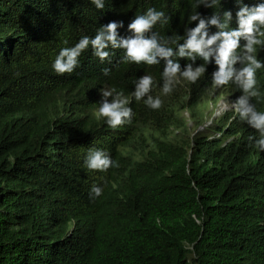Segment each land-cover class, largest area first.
<instances>
[{"label":"trees","instance_id":"obj_1","mask_svg":"<svg viewBox=\"0 0 264 264\" xmlns=\"http://www.w3.org/2000/svg\"><path fill=\"white\" fill-rule=\"evenodd\" d=\"M197 3L104 0L97 9L91 0H0V264H264V152L248 140L258 133L231 111L214 120L220 138L191 137L182 117L187 110L199 125L210 102L241 95L234 84L212 86L214 58L196 84L182 80L168 95L165 61L125 64L123 49H109L102 62L89 47L71 74L52 67L62 48L94 38L110 22L122 21L120 36H130L128 25L149 8L168 18L146 34L163 44L160 37H185L186 28L197 27L199 20L189 21L196 12L205 21L219 12L221 23L231 12L229 27L237 28L240 8L264 0ZM167 46L178 54L177 45ZM256 48L263 63L264 47ZM172 59L181 70L204 63ZM145 74L154 79L151 95L163 102L158 110L131 95ZM263 76L258 70L260 96L252 101L259 111ZM112 88L123 91L134 113L115 130L98 113L100 90ZM176 129L183 134L174 136ZM90 148L118 166L89 171ZM94 185L101 196L91 193Z\"/></svg>","mask_w":264,"mask_h":264},{"label":"clouds","instance_id":"obj_2","mask_svg":"<svg viewBox=\"0 0 264 264\" xmlns=\"http://www.w3.org/2000/svg\"><path fill=\"white\" fill-rule=\"evenodd\" d=\"M97 9L104 8V0H91ZM240 3V0H237ZM203 4L207 7H219L220 0H198L197 7ZM224 23L220 22V13L216 12L207 21L201 18L199 13H194L189 17L190 22L199 20V24L194 29L186 28L185 37L173 36L170 40L160 37L163 44L158 41L157 35L147 36L152 29L160 24L163 26L168 22L165 13L155 8H149L145 14L137 15L132 23L128 25L131 33L128 37H121L119 29L123 28V22H110L101 27L95 37L83 36L74 46L64 47L56 56L52 65L54 71L59 74H71L79 67V58L89 49L102 62L109 60L112 52L109 49H123L122 63L153 66L165 61L162 72L163 86L162 92L168 95L182 80L196 84L207 72L213 58L218 70L212 74V86L216 89H223L230 84L237 86L241 95L235 101H230L224 105L223 113L233 111L239 120L246 123L251 129L258 133V138L249 136L248 140H255L254 147L264 152V111L257 110L256 104L252 101L260 96L257 81V72L263 69L264 61L261 63L257 59V45L264 47V3L253 7L242 6L236 13L237 28H230L229 22L232 19L231 12L225 11ZM215 27L218 31L210 34L209 28ZM258 37H262L259 39ZM183 39V44L179 41ZM244 39L246 45L241 48L240 41ZM65 44L67 41L64 42ZM169 43L177 45L178 54L174 53L173 47L167 46ZM239 50V51H238ZM264 50L261 54L263 55ZM178 55L180 59L186 58L195 62L197 57L204 63L193 68V63H188L184 70L181 64L172 57ZM260 56V57H261ZM259 57V58H260ZM159 58V59H158ZM244 66L240 69L237 63ZM110 69H104V74L108 75ZM264 80V76H263ZM154 79L151 75H143L136 80L135 91L132 92L136 102L143 100L144 104L152 110H158L162 106L160 97L151 95ZM102 99L99 102L98 113L104 118L107 125L113 130L131 124L134 116L133 110L129 107V99L123 91L112 89L100 90ZM218 104V103H217ZM224 114V115H225ZM223 115V116H224ZM250 147L253 146L251 143ZM85 167L89 171L107 172L118 164L112 160L111 156L104 150L90 148L85 158ZM103 189L93 186L91 193L95 197L102 195Z\"/></svg>","mask_w":264,"mask_h":264},{"label":"rangeland","instance_id":"obj_3","mask_svg":"<svg viewBox=\"0 0 264 264\" xmlns=\"http://www.w3.org/2000/svg\"><path fill=\"white\" fill-rule=\"evenodd\" d=\"M228 95L224 94L219 98L218 104L212 103L209 105V107L206 109L205 115L207 116L204 118L201 124L196 125V122L192 118L191 114L189 111L185 110L182 112V117L184 118V121L187 124V127L190 130L191 137L195 136L197 133H202L204 134H209V139H218L220 138V134H216L212 128L215 127L216 123L215 122L217 119L221 118L225 113L223 109L224 105H229L228 104ZM216 104V105H215ZM203 105H200L198 110H202ZM215 120V121H214ZM183 131L181 129H176L174 131V136L176 135H182Z\"/></svg>","mask_w":264,"mask_h":264}]
</instances>
